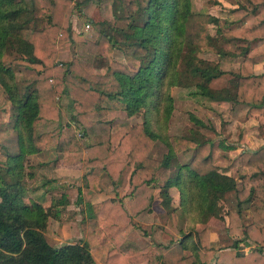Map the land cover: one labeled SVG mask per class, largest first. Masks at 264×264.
<instances>
[{
    "label": "trees",
    "instance_id": "trees-1",
    "mask_svg": "<svg viewBox=\"0 0 264 264\" xmlns=\"http://www.w3.org/2000/svg\"><path fill=\"white\" fill-rule=\"evenodd\" d=\"M91 1L0 0V108L10 104L8 120L0 125V264H98L90 248L92 239L102 235V230L113 241L105 264H264V145L239 153L243 169L239 174L241 186L237 187L236 179L219 171L212 162L211 140L194 142L174 136V148L168 146L161 160L151 157L152 142L160 134L153 130L145 110H158L165 102L162 111L168 118L173 99L169 88L183 83L182 75H188L196 79V91L190 95L231 100L261 109L264 114V72H254V65L264 61V0H233L235 7L229 9L232 17L226 28L217 27L216 34L224 43L239 48L217 50L220 57L239 63L234 72V91L229 95L209 90L208 82L224 73L219 63L195 55L197 48L215 38L209 32V23H217L219 18L194 10L192 0H121L119 12L112 1L111 12H102V19L93 21L99 36L81 43L90 60L56 59L59 51L69 50L74 42V8ZM94 1L103 6L104 1ZM83 15L90 17L86 10ZM76 25L81 28L82 22ZM111 48L123 53L133 66L110 57ZM5 50L23 61L18 65L20 78L2 60ZM175 58L184 65L179 72L172 71ZM57 93L68 97L67 107L79 135L92 140L84 149L69 132L68 124L60 122ZM114 107L128 116L142 109L144 118L111 126L108 111ZM189 117L205 125L194 114ZM46 122L56 125L38 129ZM188 147L194 150L191 159L176 163V172L171 175V158ZM47 148L62 153L64 165L80 161L85 178L76 198L87 213L80 222L82 237L56 246L48 243L44 230L49 217L60 219L68 204L67 195L61 193L48 207L39 200H24V178L30 176L25 173V158ZM125 165L133 167L126 191L132 199L131 213L120 197L91 202L99 189L94 177L105 172L114 182ZM155 187L177 188L181 214L195 223L227 216L228 233L237 234L233 246L221 250L211 247L205 228L195 232L197 240L193 241L191 231L183 233L177 227L173 208L164 227L172 235L168 244L124 252L126 234L134 225L131 218L148 208ZM230 191L235 192L234 212L225 201ZM248 209L253 219L243 224L242 212ZM240 243L251 245V250L240 251ZM186 250L193 253L185 255Z\"/></svg>",
    "mask_w": 264,
    "mask_h": 264
},
{
    "label": "rangeland",
    "instance_id": "rangeland-1",
    "mask_svg": "<svg viewBox=\"0 0 264 264\" xmlns=\"http://www.w3.org/2000/svg\"><path fill=\"white\" fill-rule=\"evenodd\" d=\"M232 2L233 0H192V8L194 10L206 11L219 18L217 23H209V32L215 38L209 44L200 46L195 50L196 57L204 58L212 63L217 61L220 69L225 70L219 77L213 78L208 82L209 90L216 95H229L231 93L235 83L233 72H237L239 65L238 61L220 57L217 53L218 47L226 50L239 49L231 48L216 34L217 27L222 30L225 29V25L230 17H232L229 12V9L235 7ZM91 26L90 24V27L81 33L82 35L77 40V44L73 42L70 49L65 50V53L59 51L56 59L62 62H67L72 57H78L82 62L88 59L90 60V56H86L83 53L81 43L85 39L95 40L99 36L98 32L97 34L94 33V26H92L93 29ZM237 47H240V45ZM111 49L109 51L110 57L119 61L121 60L129 66H133L132 61L123 53L117 49ZM2 60L6 65L13 67L16 78H20L21 73L18 70V65L23 61L16 55L7 53L6 50L3 51ZM174 62L175 66L172 71L179 72L184 65L178 58H175ZM97 71H102V69H97ZM182 77L183 83L173 85L169 88V93L173 99L170 103L171 109L168 118H164L162 111L163 106L166 104L165 102L163 104L160 103L158 110L152 108L149 112V109H145L146 114L152 120L153 130L160 134L159 138L153 140L149 155L161 160L168 152V146L174 148V136L189 138L194 142L211 140L212 162L217 164V167L222 170L239 175L243 169L241 164L238 165V158L240 159L239 151L242 149H245L244 151L256 150L264 145V114H262L261 109L251 108L247 110L243 106L238 108L233 105L231 106L230 102L223 103V101L210 100L203 98L199 94L190 95L196 91L194 84L196 79L188 75H182ZM56 98L61 110L60 122L62 124H68L69 132L76 135L81 148L84 149L92 140L79 135L80 131L78 126L72 120V113L67 107L68 97L63 93H57ZM9 105L7 102L0 108V125L8 120ZM190 113L201 119L205 125L194 122L189 117ZM144 114L145 111L141 109L139 112L128 116L124 110L119 109V107H114L108 111V118L111 126H113L115 124L141 122ZM55 125L56 123L45 124L44 126H39L38 129L45 130ZM222 143L226 145L233 144L235 149L229 151L222 147ZM73 147L71 145V148ZM50 149L43 150L39 156L35 153L26 156L24 162L25 173H30V176L26 175L24 178L26 186L24 200H39L44 206L48 207L52 199H57L61 193L67 195L68 204L64 206L60 219L55 220L53 217H49L44 230V235L48 243L56 246L64 242H74L82 237L80 222L83 221L87 213L85 205L77 204L76 198L78 188L84 187L85 178L82 176L80 161L65 164L64 170H54L55 162L60 158L63 159V156L62 153L56 152L52 148ZM2 152L3 148L0 146V153ZM193 153L194 150L192 147H188L186 150L178 153L176 152V155L170 160L169 173L173 175L176 172V163H187ZM132 169V166L125 165L114 182L105 172H100L96 175L94 178L98 182L99 189L95 192L91 202L99 203L107 198L120 197L125 209H127L128 213H131L133 210L132 199L126 194V191L129 187V175ZM236 182L237 187H240V180ZM255 183L259 184V179ZM160 195L161 192H159L158 187H155L152 190V198L148 206L150 209L148 211H144L146 209L141 210L132 216L131 219L134 225L126 234L125 241L127 247L124 252L143 249L148 245L156 243L168 244L172 239V235L166 232L164 227L166 225L167 214L173 208L177 215V227H180L183 233L191 231L194 238L193 241L196 242L197 240L195 232L205 228L207 231L208 245L211 247L221 250L233 246L237 234L228 233L227 218L223 220L208 219L204 223H195L191 218H187L181 214L178 207V190L176 188H171L169 192H165V195L162 196L168 200L172 198L171 204L168 205L169 208L163 209L160 206ZM225 201L227 208L231 212H234L236 209L235 192H228L225 196ZM256 204L257 200L255 199L251 206L254 207ZM250 209L242 212L241 220L243 224L253 219ZM150 212L151 214L148 215L147 213ZM97 226H101L100 223ZM102 231V235L92 239L93 244L90 248L98 264H105L106 253L113 245L112 238L107 234L106 230ZM175 234L177 237L180 236L177 232ZM251 247V245L240 243L238 249L243 252H249ZM183 253L190 255L193 252L186 250ZM142 264L150 263L144 261Z\"/></svg>",
    "mask_w": 264,
    "mask_h": 264
},
{
    "label": "crops",
    "instance_id": "crops-1",
    "mask_svg": "<svg viewBox=\"0 0 264 264\" xmlns=\"http://www.w3.org/2000/svg\"><path fill=\"white\" fill-rule=\"evenodd\" d=\"M76 1L77 2H79V0H72V3H76ZM112 1H115V7L117 6L118 8H117V10H118V12L119 11H121V9H119V6H118V3L119 2H121V0H104V3H103V6L101 7V4H99L98 2H96V1H91L89 4H83V3H81L80 5H79V7L78 8H74V12H73V14H72V16H71V35H72V38H73V40H74V42L77 44V40H79L80 39V36L82 35L81 33L84 31V30H87L89 27H90V24L92 25V26H94V24H93V21H97V20H100V19H102V15H101V13L102 12H111V4H112ZM124 1V0H123ZM234 4V3H233ZM235 5V4H234ZM103 9V10H102ZM84 10H86V11H88L89 12V15H90V17L89 18H87V17H85L84 15H83V13H84ZM77 21H80V22H82V27L81 28H78L77 27V25H76V23H77ZM83 21H84V25H83ZM86 23H89V27H85V24ZM92 26H91V28H92ZM94 28H95V26H94ZM93 29V28H92ZM94 30V33L95 34H97V29L95 28V29H93ZM99 34V33H98ZM238 49H236V51H237ZM61 53H65V51H62ZM224 72H225V70L224 69H222ZM254 71L256 72V73H259V72H264V61H262V62H258V63H256L255 65H254ZM233 75H234V72H233ZM234 82H235V79H234ZM233 91H234V88H233ZM215 101H220V102H222L223 101V103L224 102H230V105L232 106H235V107H241V106H243V107H245L247 110H249V109H251L249 106H247V105H244V104H236V103H234V102H232L231 100H215ZM255 109H257V108H255ZM253 113H254V111H253ZM45 124H53V122H46ZM45 124H41L40 125V127L41 126H44ZM44 130V129H43ZM222 145H226L225 143H222ZM230 146V147H229ZM223 147V146H222ZM223 148H225V149H227V150H229V151H231V150H233V149H235V147H234V145L233 144H228L227 145V147H223ZM47 150H51L50 148H47ZM245 149H242L241 151H239V153L240 152H242V151H244ZM251 151H254V150H251ZM42 152V151H41ZM41 152H39V153H35V154H37L38 156L40 155V153ZM62 159H59L56 163H55V166H54V170H64V167L66 166V165H64L63 163H62V161H61ZM214 163V162H213ZM215 164V163H214ZM241 164V162H240V159L238 158V165H240ZM216 166H218L217 164H216ZM218 169H219V171H221V172H224V173H226V174H229V175H232L235 179H236V181H238V180H240V179H238L239 177V175H235V174H231V173H229V172H227V171H225V170H222L221 168H219L218 167ZM171 188H175V187H169L168 189L166 188V189H163V188H159L158 187V190H159V192H161V197H160V206L164 209H166V208H169L168 207V205H170L171 204V202H172V198L170 199V200H168V199H166V198H163L162 196H164L165 195V192H169V190L171 189ZM177 189V188H176ZM178 190V189H177ZM228 193V192H227ZM226 193V194H227ZM226 196V195H225ZM167 200H168V202H167ZM178 202H179V192H178ZM152 207V206H151ZM150 208H146V210H144V211H148ZM171 210V209H170ZM169 210V211H170ZM168 212V211H167ZM148 215H150L151 214V212L150 213H147ZM225 218H227V216L225 217ZM151 219H152V217H151ZM209 219H216V218H209ZM218 220H221V219H218ZM208 221V220H207ZM179 225V224H178ZM180 228V227H179ZM161 230V229H160ZM94 258V257H93ZM142 264V263H141Z\"/></svg>",
    "mask_w": 264,
    "mask_h": 264
},
{
    "label": "built area",
    "instance_id": "built-area-1",
    "mask_svg": "<svg viewBox=\"0 0 264 264\" xmlns=\"http://www.w3.org/2000/svg\"><path fill=\"white\" fill-rule=\"evenodd\" d=\"M85 27H86V28L89 27V23H86V24H85Z\"/></svg>",
    "mask_w": 264,
    "mask_h": 264
}]
</instances>
